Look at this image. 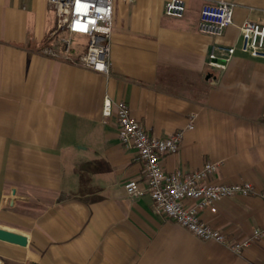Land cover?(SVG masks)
Here are the masks:
<instances>
[{
	"label": "crops",
	"instance_id": "1",
	"mask_svg": "<svg viewBox=\"0 0 264 264\" xmlns=\"http://www.w3.org/2000/svg\"><path fill=\"white\" fill-rule=\"evenodd\" d=\"M166 1L113 0L103 75L79 63L86 37L70 35L63 53L69 34L51 35L46 0H0V228L27 238L0 240V264H264V237L236 253L156 213L147 192L124 188L129 179L145 188L142 164L119 141L115 112L103 115L105 95L127 103L150 135L184 129L178 150L160 159L165 172L216 161L209 181L264 189V57L242 51L238 28L264 22V0H229L233 23L217 36L198 30L202 4L215 0H184L182 17L166 15ZM214 43L235 48L225 68L207 63ZM7 188L25 205L3 203ZM216 206L201 217L231 240L264 220L257 195Z\"/></svg>",
	"mask_w": 264,
	"mask_h": 264
},
{
	"label": "built area",
	"instance_id": "2",
	"mask_svg": "<svg viewBox=\"0 0 264 264\" xmlns=\"http://www.w3.org/2000/svg\"><path fill=\"white\" fill-rule=\"evenodd\" d=\"M54 11V27L51 35L67 31L69 36L61 39L63 53L68 54L72 34H83L87 38L85 52L79 63L103 75L109 73L110 37L112 32L113 0H46ZM133 1V0H123ZM235 3L229 0L204 2L199 11L198 30L201 33L217 36L233 23ZM164 13L171 17H182L186 10L184 0H167ZM241 34V49L252 57H264V22L245 19L238 26ZM235 52L234 46L212 44L208 53V65L225 68ZM44 53L57 56L50 48ZM115 112L119 141L133 147L136 159L142 164V176L145 188H141L135 179L125 181L124 188L130 196H140L145 192L153 201L156 213L189 230L193 235L205 241H214L230 250L240 253L253 241L264 237V220L253 227L250 234L238 240L205 222L201 212H216V203L223 198L257 195L264 198V189L257 190L249 181L236 183H216L209 181L219 166V162L206 161L201 167L191 171L165 172L160 159L163 155L174 153L181 143L184 129H180L165 138L148 134L145 128L131 115L124 101H114L109 95L102 100V113L110 116ZM193 128V122L187 129ZM186 200L194 201L187 206Z\"/></svg>",
	"mask_w": 264,
	"mask_h": 264
},
{
	"label": "water",
	"instance_id": "3",
	"mask_svg": "<svg viewBox=\"0 0 264 264\" xmlns=\"http://www.w3.org/2000/svg\"><path fill=\"white\" fill-rule=\"evenodd\" d=\"M15 196H17L16 190L12 188H7L4 192L2 202L14 206H24V199L17 198ZM0 240L20 246H25L27 244V238L25 235L3 228H0Z\"/></svg>",
	"mask_w": 264,
	"mask_h": 264
},
{
	"label": "rangeland",
	"instance_id": "4",
	"mask_svg": "<svg viewBox=\"0 0 264 264\" xmlns=\"http://www.w3.org/2000/svg\"><path fill=\"white\" fill-rule=\"evenodd\" d=\"M74 35H78V36H81V37H86V36L83 35V34H74Z\"/></svg>",
	"mask_w": 264,
	"mask_h": 264
}]
</instances>
